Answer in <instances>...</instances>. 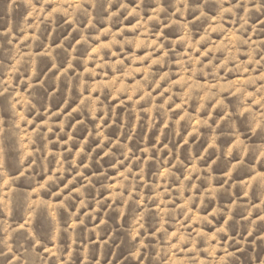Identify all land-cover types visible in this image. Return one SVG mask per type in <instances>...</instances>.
<instances>
[{"label": "rangeland", "instance_id": "1", "mask_svg": "<svg viewBox=\"0 0 264 264\" xmlns=\"http://www.w3.org/2000/svg\"><path fill=\"white\" fill-rule=\"evenodd\" d=\"M0 264H264V0H0Z\"/></svg>", "mask_w": 264, "mask_h": 264}]
</instances>
